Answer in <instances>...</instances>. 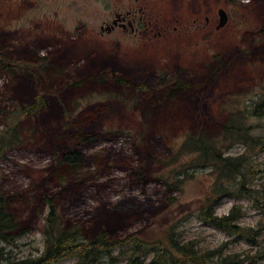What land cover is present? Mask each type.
I'll return each mask as SVG.
<instances>
[{"label": "rangeland", "instance_id": "obj_1", "mask_svg": "<svg viewBox=\"0 0 264 264\" xmlns=\"http://www.w3.org/2000/svg\"><path fill=\"white\" fill-rule=\"evenodd\" d=\"M128 7L151 20L146 31L100 29ZM218 7L227 18L216 27ZM174 80L189 90L163 96ZM38 96V110L25 113ZM231 113L262 136L216 134L223 154L249 160L246 188L230 180L214 207L235 206L239 234L198 216L215 171L180 148ZM70 148L83 156L76 167L56 161ZM0 192L15 195L11 209L27 227L6 245L10 256L42 249L50 195L86 236L106 228L112 239L135 232L150 243L171 227L212 262L264 264V0H0ZM130 252L114 246L94 264H127Z\"/></svg>", "mask_w": 264, "mask_h": 264}, {"label": "trees", "instance_id": "obj_2", "mask_svg": "<svg viewBox=\"0 0 264 264\" xmlns=\"http://www.w3.org/2000/svg\"><path fill=\"white\" fill-rule=\"evenodd\" d=\"M212 63L219 66L221 61L214 58ZM93 77V76H92ZM159 92L163 96H173L178 91H188L189 86L185 81L174 80L162 86ZM38 96L35 103L27 106L23 111L33 113L38 110L41 102ZM255 112V108H252ZM238 113L236 112L235 115ZM243 118L244 114L239 115ZM228 118L226 122H217L212 128L201 125L193 132L188 133L180 145L181 149L193 151L191 160L195 163L205 162L215 171L216 180L213 185V195L207 197L198 208V216L227 232L239 234L241 227L236 223L237 213L235 206L228 212L216 214L214 207L220 197V192L225 189L230 180H236L237 189L246 188L244 185L245 169L249 160L241 156L223 154L221 143L216 134L218 131L242 139L249 143H261L262 136L251 134V127L242 125L241 120L235 121V116ZM229 133V134H228ZM83 156L76 148L63 151L56 161L68 167H76L82 162ZM202 164V163H201ZM226 181V184L222 180ZM52 196H43L47 204V210L43 218L42 249L35 255L10 256L7 244L27 229L20 219L15 218L11 203L15 195L0 192V264H55L57 260L66 256H75L76 264H94L103 252H110L114 246L129 244L132 256L128 257L127 264H238L235 257L224 256L220 261L212 262L210 251L195 250L190 244L178 242L173 234V228H169L162 237H157L150 243L143 241L135 232H130L120 238L112 239L109 230L101 228L92 235H84L79 226L63 222L59 212L52 203ZM149 250V251H148ZM147 252H151L149 259L144 261ZM141 253L143 256L140 258Z\"/></svg>", "mask_w": 264, "mask_h": 264}, {"label": "flooded vegetation", "instance_id": "obj_3", "mask_svg": "<svg viewBox=\"0 0 264 264\" xmlns=\"http://www.w3.org/2000/svg\"><path fill=\"white\" fill-rule=\"evenodd\" d=\"M141 7L127 8L123 11H113V16L109 21H102L100 29L104 31H111L114 28L122 29L123 31H129L131 33H141L142 30L146 31L151 25V20L145 19L144 14H141ZM227 18V16H226ZM209 23L207 17H205V24ZM160 31H155L154 35H159Z\"/></svg>", "mask_w": 264, "mask_h": 264}, {"label": "water", "instance_id": "obj_4", "mask_svg": "<svg viewBox=\"0 0 264 264\" xmlns=\"http://www.w3.org/2000/svg\"><path fill=\"white\" fill-rule=\"evenodd\" d=\"M218 21L216 27L222 25L226 21V12L223 8H217Z\"/></svg>", "mask_w": 264, "mask_h": 264}]
</instances>
